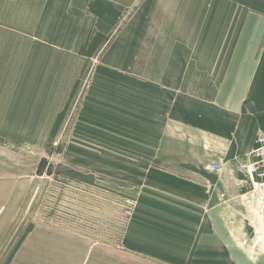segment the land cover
I'll return each instance as SVG.
<instances>
[{"label":"crops","instance_id":"1","mask_svg":"<svg viewBox=\"0 0 264 264\" xmlns=\"http://www.w3.org/2000/svg\"><path fill=\"white\" fill-rule=\"evenodd\" d=\"M128 5L3 0L1 27L25 44L11 66L18 76L7 123L15 118L23 133H38L57 88L74 95L82 85V120L113 119L123 149L145 170L150 200L140 210L161 215L160 225H145V251L178 264H264V254L252 257L240 244L255 225L227 224L256 207L247 168L264 134V0H141L120 24ZM159 5L180 23L160 73L144 75L136 51ZM201 74L210 80L206 94L191 88Z\"/></svg>","mask_w":264,"mask_h":264},{"label":"rangeland","instance_id":"2","mask_svg":"<svg viewBox=\"0 0 264 264\" xmlns=\"http://www.w3.org/2000/svg\"><path fill=\"white\" fill-rule=\"evenodd\" d=\"M125 1L129 5L120 24L141 0ZM2 4L0 0V12ZM160 6L136 51V63L143 65L138 72L144 75L160 73L180 23L177 13H161ZM25 7L27 11L33 6ZM24 22L25 28L32 27V18ZM16 48L20 51L25 44L7 34L0 22V264H178L145 251L151 242L145 225H160L156 220L161 218L140 210V203L150 200L141 181L145 170L134 165V150L123 149L113 119L102 118L103 126L82 120V85L74 95L66 93V85L57 88L38 133H23L15 118L7 123L5 108L18 76V70L11 69L19 63ZM190 79L192 89L208 92V76ZM252 190L254 214L233 215L227 224L255 225L240 244L257 257L264 254V201Z\"/></svg>","mask_w":264,"mask_h":264},{"label":"built area","instance_id":"3","mask_svg":"<svg viewBox=\"0 0 264 264\" xmlns=\"http://www.w3.org/2000/svg\"><path fill=\"white\" fill-rule=\"evenodd\" d=\"M257 147L254 150V161L248 165V171L252 178V195L264 201V134L256 139ZM212 169H221V165L213 163Z\"/></svg>","mask_w":264,"mask_h":264}]
</instances>
